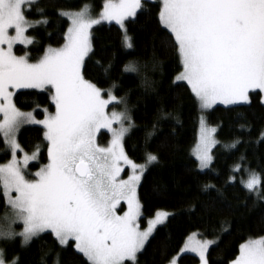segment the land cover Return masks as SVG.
<instances>
[{"label": "snow or ice", "instance_id": "1", "mask_svg": "<svg viewBox=\"0 0 264 264\" xmlns=\"http://www.w3.org/2000/svg\"><path fill=\"white\" fill-rule=\"evenodd\" d=\"M143 6V0H106L97 15L87 4L79 10L60 9L57 15L68 23L63 44L48 45L33 60L28 51L16 55L13 49L16 44L38 43L26 33L46 29L51 23L47 12L40 0H0V137L11 153L0 164V195L12 210V216L5 217L7 226L0 228V240L5 243L20 237L22 245H27L50 232L62 250L74 242L87 264H139L138 253L158 226L167 227L172 214L164 210H157L145 229L138 223L142 205L137 189L161 159L151 150L157 124L146 130L143 163H137L125 148L136 124L127 93L124 97L117 94L121 85L111 76L113 64L96 61L102 78L96 82L85 78L86 61L96 55L93 28L114 21L122 30V46L133 49L127 23L134 21ZM30 12L38 18L28 19ZM158 23L166 37L161 46L172 47L182 66L173 83L179 86L178 82L186 81L202 110L217 103L250 104L251 91L264 92V0H162ZM138 72V62L124 66V73ZM108 81L109 86L103 87ZM143 83L151 87L147 79ZM19 90L47 93L55 111L43 108V119H37L36 108L21 111L13 99ZM160 119L167 115L161 114ZM24 125H41L46 141L48 163L34 174L27 169L30 161L38 160L39 150L29 154L18 142ZM101 129L111 134L107 147L97 144ZM216 133L217 128L209 127L201 117L196 148L201 171L213 163L212 149L220 143ZM260 140L264 141V130ZM238 143L223 146L231 149ZM18 152L22 157L18 158ZM125 166L131 174L122 179ZM210 187L214 186L205 185L204 190ZM245 187L264 197V181L255 172ZM121 201L127 203V211L120 209L123 215L118 214ZM17 223L22 225L20 232L12 227ZM217 243V239L192 236L180 252L194 253L199 264H210L209 249ZM59 257L57 252L53 264H60ZM0 264H19V257L8 260L0 248ZM167 264H179V256H168ZM231 264H264V237L242 243Z\"/></svg>", "mask_w": 264, "mask_h": 264}, {"label": "trees", "instance_id": "2", "mask_svg": "<svg viewBox=\"0 0 264 264\" xmlns=\"http://www.w3.org/2000/svg\"><path fill=\"white\" fill-rule=\"evenodd\" d=\"M105 1L40 0L51 23L46 29H30L27 34L35 37L38 43L29 47L18 46L15 54L23 55L28 51L35 60L48 45L61 46L68 23L57 12L60 9L79 10L85 4L99 11ZM143 5L134 21L127 23L128 33L134 38V48L122 46V30L117 24L99 25L93 29L96 55L86 61L85 70V78L96 82L102 78V69L98 68L96 61L105 66L109 62L113 64L111 76L121 85L117 94L124 97L127 93L130 114L136 124L126 138L125 148L137 163H143L146 130H152L151 125L157 124L151 150L158 152L161 159L145 174L138 188L142 205L141 225L146 227L148 219L157 210L172 215L167 227H158L140 252L139 264H167V257L178 256L186 239L193 233L218 240L209 249L210 264H231L242 243L264 237V197L245 187L251 172L264 181V141L260 140V133L264 130V104L261 93L252 92L250 104L219 105L207 112L206 121L217 128L216 138L220 143L212 151L210 169L201 171L192 155L198 133L199 102L187 84L178 82L177 86L173 83L182 66L172 47L161 46V40L166 37L158 23L160 4L144 1ZM27 16L30 20L38 18L35 12L27 13ZM48 33H52L51 38ZM133 61L138 62L139 72L124 73V66ZM145 79L151 82V87L144 85ZM110 83L105 82L102 86L107 88ZM14 102L21 111L36 108L40 118L43 117V108L55 111L49 95L41 94L39 90H20L14 96ZM161 114L167 115V119L158 120ZM110 140L108 132L99 136L101 145H107ZM234 141H239L235 148L223 146ZM18 142L29 154L39 150L38 160L29 165L27 172L34 174L48 163L43 128L25 127L18 135ZM10 158L11 153L6 151L0 137V164ZM205 185L214 187L205 191ZM7 208L0 195V217L7 214ZM16 228L20 230L21 226ZM70 245L62 250L54 236L47 232L27 245H22L21 238L17 237L5 243L4 249L6 259L19 257V264H41L42 257L43 264H53L57 252L60 253V264H87L86 258L74 249V242ZM46 252L49 255L44 256ZM198 263L199 258L193 254L179 257V264Z\"/></svg>", "mask_w": 264, "mask_h": 264}, {"label": "rangeland", "instance_id": "3", "mask_svg": "<svg viewBox=\"0 0 264 264\" xmlns=\"http://www.w3.org/2000/svg\"><path fill=\"white\" fill-rule=\"evenodd\" d=\"M144 1H154V2H158L159 4H161L162 3V0H143V2ZM106 2V1H105ZM104 2V3H105ZM103 8V7H102ZM102 8L99 10V11H96L92 6H91V9H92V12H93V14L94 15H97V14H99V12L102 10ZM131 19V18H130ZM111 23H115L114 21L113 22H111ZM102 24H109L108 22H102ZM101 24V25H102ZM116 24V23H115ZM97 26H99V25H97ZM97 26H95V27H97ZM119 26V25H118ZM94 27V28H95ZM93 28V29H94ZM92 32H93V30H92ZM10 34H13L14 35V30H10ZM26 35H28L27 33H26ZM18 46H24V45H21V44H16L15 46H14V51H15V48L16 47H18ZM30 46V45H29ZM29 46H27V47H29ZM6 47V46H5ZM25 47V46H24ZM180 82H182V83H185V84H187V82L186 81H180ZM188 85V84H187ZM189 86V85H188ZM190 87V86H189ZM20 91V90H19ZM254 91H259L260 92V90H254ZM254 91H251L250 92V100H251V93L252 92H254ZM261 93V101L262 100H264V92H260ZM14 99V98H13ZM241 104H243V103H241ZM264 104V103H263ZM219 105H221V106H232V105H225V104H221V103H217V104H215V105H213V107L212 108H210V109H207V110H202L201 109V107H200V115H199V121H198V133H197V140H196V143H195V145H194V147H193V149H192V155H193V157L196 159V148H197V145H198V143H199V138H200V128H201V117H203V119H204V121L206 122V124L209 126V127H213V126H210L208 123H207V121H206V114H207V112L209 111V110H211V109H213L214 107H216V106H219ZM237 105H239V104H237ZM200 106V105H199ZM112 110V106L110 105L109 106V111H111ZM116 110H120L119 108H117ZM32 111V110H31ZM25 112H27V111H25ZM35 115H36V117H37V119H43L44 118V116L43 117H38V115L35 113ZM0 119H2V114H0ZM27 126H38V127H41V128H43L41 125H24L21 129H20V131L18 132V134H17V139H18V135H19V133L21 132V130L22 129H24L25 127H27ZM102 132H108L106 129H101L100 130V132L99 133H97V137H96V140H97V144L99 145V146H101V147H107L108 145H101L100 143H99V136H100V134L102 133ZM109 133V132H108ZM110 134V133H109ZM110 136H111V134H110ZM214 149V148H213ZM213 149H212V151H213ZM17 155H18V158H20V157H22V155H23V153H17ZM197 160V159H196ZM37 160H34V161H30L29 162V165L32 163V162H36ZM29 167V166H28ZM205 170H207V169H205ZM204 170V171H205ZM131 174V169L130 168H128V167H126L125 166V168H124V171L121 173V177L120 178H122V179H127L128 178V175H130ZM143 179V178H142ZM142 182V181H141ZM139 188V187H138ZM137 195H138V189H137ZM8 207V206H7ZM8 209V211H7V214L6 215H4V216H2V217H0V228H3V227H6L7 226V223H8V221H6L5 220V217H11L12 216V210L10 209V207H8L7 208ZM120 209H123V211H127V203L125 202V201H121V203H120V205H118V214H120V215H123V211H120ZM141 216H142V214H141ZM154 217V216H153ZM152 217V218H153ZM140 219H141V217H140ZM140 219H139V221H138V223H139V225H140V228L143 230V229H145L146 227H147V225H146V227H142V225H141V221H140ZM17 226H21V229L20 230H18L16 227ZM12 227L14 228V230L16 231V232H20L21 230H22V225L21 224H19V223H17V224H14V225H12ZM158 227H160V226H158ZM47 233V232H46ZM155 233V232H154ZM43 234V233H42ZM192 236H194L195 238H197V239H205V238H202L201 236H200V234L199 233H193V234H191L189 237H192ZM188 237V238H189ZM17 238V237H16ZM18 238H20V237H18ZM151 238V237H150ZM188 238L186 239V241L188 240ZM34 239V238H33ZM256 239H259V238H256ZM251 240H254V239H251ZM185 241V242H186ZM148 243V242H147ZM146 243V244H147ZM4 245H5V242L4 241H2V240H0V248H4ZM5 250V249H4ZM140 253H138V255H139ZM179 255V257L181 256V255H184V254H193V255H195L194 253H181L180 251H179V253H178ZM6 256V255H5ZM196 256V255H195ZM127 263H130V262H127ZM199 264V263H198Z\"/></svg>", "mask_w": 264, "mask_h": 264}, {"label": "flooded vegetation", "instance_id": "4", "mask_svg": "<svg viewBox=\"0 0 264 264\" xmlns=\"http://www.w3.org/2000/svg\"><path fill=\"white\" fill-rule=\"evenodd\" d=\"M109 143H110V142H109ZM109 143H108V144H109ZM108 144H107V145H108Z\"/></svg>", "mask_w": 264, "mask_h": 264}]
</instances>
